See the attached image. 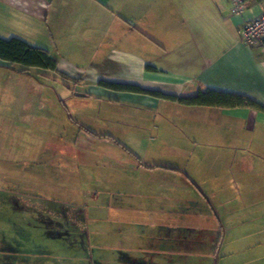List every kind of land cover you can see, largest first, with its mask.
<instances>
[{
  "label": "crops",
  "instance_id": "0c3cea01",
  "mask_svg": "<svg viewBox=\"0 0 264 264\" xmlns=\"http://www.w3.org/2000/svg\"><path fill=\"white\" fill-rule=\"evenodd\" d=\"M229 2L0 0L1 39L45 50L55 74L71 84L78 78L85 93L76 97L161 112L160 145L173 147L162 160L120 157L125 171L159 178L166 192L165 217L153 218L151 236L110 241L105 254L48 264H264V111L183 105L151 93L191 97L211 89L264 106V45H246L239 33L264 2L240 16L230 14ZM8 66L0 58V97L19 76L49 71ZM25 80L32 90L34 81Z\"/></svg>",
  "mask_w": 264,
  "mask_h": 264
},
{
  "label": "rangeland",
  "instance_id": "374dc122",
  "mask_svg": "<svg viewBox=\"0 0 264 264\" xmlns=\"http://www.w3.org/2000/svg\"><path fill=\"white\" fill-rule=\"evenodd\" d=\"M23 77L0 97V264L94 257L107 242L151 236L166 192L159 178L125 171L120 157L172 155L160 145L161 112L76 97L85 93L78 78L51 70Z\"/></svg>",
  "mask_w": 264,
  "mask_h": 264
},
{
  "label": "trees",
  "instance_id": "16d2710c",
  "mask_svg": "<svg viewBox=\"0 0 264 264\" xmlns=\"http://www.w3.org/2000/svg\"><path fill=\"white\" fill-rule=\"evenodd\" d=\"M247 5L252 3H262L264 0H246ZM264 45V42H262ZM0 58L9 63V68L11 65L16 64L20 67L18 69L21 73H27L30 68H42L46 70L55 71L56 61L48 54L45 50L41 48H34L29 46L27 43H23L18 39L12 38L9 41L0 38ZM109 88H114L118 90H138L141 91L138 86H128L121 85L117 83H106ZM156 96H160L169 100L177 101L180 104H187L192 106H212V107H222L232 109L233 107H248L255 110L264 111V106L256 103L246 95H241L237 93H228L224 91L215 90H205L198 91L196 95L191 97H178L174 95H166L161 92H151Z\"/></svg>",
  "mask_w": 264,
  "mask_h": 264
},
{
  "label": "built area",
  "instance_id": "2783aa9c",
  "mask_svg": "<svg viewBox=\"0 0 264 264\" xmlns=\"http://www.w3.org/2000/svg\"><path fill=\"white\" fill-rule=\"evenodd\" d=\"M248 7L246 0H230V14L240 16ZM241 40L249 46L261 44L264 42V11L253 16L250 19L244 20L240 30Z\"/></svg>",
  "mask_w": 264,
  "mask_h": 264
},
{
  "label": "water",
  "instance_id": "95a60500",
  "mask_svg": "<svg viewBox=\"0 0 264 264\" xmlns=\"http://www.w3.org/2000/svg\"><path fill=\"white\" fill-rule=\"evenodd\" d=\"M77 95H80V94H77Z\"/></svg>",
  "mask_w": 264,
  "mask_h": 264
}]
</instances>
